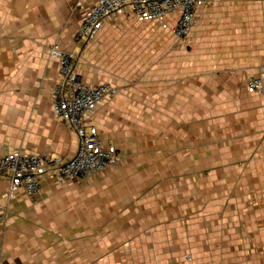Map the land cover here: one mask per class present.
Wrapping results in <instances>:
<instances>
[{
  "label": "crops",
  "instance_id": "0c3cea01",
  "mask_svg": "<svg viewBox=\"0 0 264 264\" xmlns=\"http://www.w3.org/2000/svg\"><path fill=\"white\" fill-rule=\"evenodd\" d=\"M95 2L0 0V156H74L52 112L48 50L72 48L77 4ZM196 19L183 44L126 16L82 48L80 79L118 90L91 124L119 161L94 178L44 180L33 198L17 190L0 264H264V0H218ZM135 52L146 67L129 78ZM8 188L0 177L2 204Z\"/></svg>",
  "mask_w": 264,
  "mask_h": 264
},
{
  "label": "built area",
  "instance_id": "2783aa9c",
  "mask_svg": "<svg viewBox=\"0 0 264 264\" xmlns=\"http://www.w3.org/2000/svg\"><path fill=\"white\" fill-rule=\"evenodd\" d=\"M218 0H96L92 7L80 3L78 29L72 48L64 49L54 43L48 58L58 65L56 81L51 90V106L55 119L72 133L77 141L71 158L42 155L35 152L9 151L0 156V177L9 182L6 204L0 203V223L8 214V204L22 189L25 197L39 194L41 183L54 179L59 185L97 177L114 168L119 156L113 147H103L97 128L91 124L98 105L106 97H115L118 90L110 84L89 85L77 73V61L88 44L95 41L103 26L130 16L139 22H160L177 40L183 41L192 33L196 11ZM167 17H176L174 25H167ZM247 88L255 93L263 90L261 79L250 78Z\"/></svg>",
  "mask_w": 264,
  "mask_h": 264
},
{
  "label": "rangeland",
  "instance_id": "374dc122",
  "mask_svg": "<svg viewBox=\"0 0 264 264\" xmlns=\"http://www.w3.org/2000/svg\"><path fill=\"white\" fill-rule=\"evenodd\" d=\"M187 40H188V38L185 39V40H183V41H181L180 43L183 44ZM132 43H134V42H132ZM136 55H139V54L136 53V52L135 53H132L131 56L129 54L130 57L128 59V63L129 64H128V68H127L128 74H129V78H134L136 76L135 74H137L136 72H137L138 69L141 70V68L146 67V65H142V66L140 65L139 66V63L136 62L137 61ZM164 58L165 57L163 56L162 59H164ZM148 63H149V61H148Z\"/></svg>",
  "mask_w": 264,
  "mask_h": 264
}]
</instances>
